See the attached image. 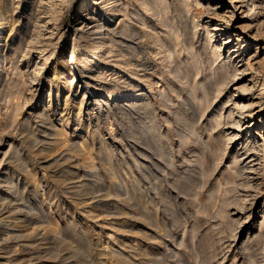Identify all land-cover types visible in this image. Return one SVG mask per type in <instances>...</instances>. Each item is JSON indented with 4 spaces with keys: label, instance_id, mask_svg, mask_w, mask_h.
Listing matches in <instances>:
<instances>
[{
    "label": "bare ground",
    "instance_id": "obj_1",
    "mask_svg": "<svg viewBox=\"0 0 264 264\" xmlns=\"http://www.w3.org/2000/svg\"><path fill=\"white\" fill-rule=\"evenodd\" d=\"M198 7L209 13L203 26ZM47 47L50 53L41 60ZM55 49L56 57L42 72L43 63L49 62ZM263 72L264 0H0V94L13 106L8 126L29 140L38 157L35 165L44 169L68 161L72 152L79 161L88 153L82 138L68 143L65 135L63 124L75 107L77 120L82 114H92L95 107L109 104V108L117 106L120 116L140 114L153 124L155 109H170L177 103L187 112L181 120L189 130L176 133L182 156L198 167L199 177L212 181V190L223 187L218 213L229 217V205L236 200L232 192L237 188L245 191L243 195L251 199L252 206L264 189V133L255 131L262 128L264 132ZM41 80L48 85L47 105L40 104L45 90ZM52 88L56 91L53 105ZM79 90L83 93L77 101ZM224 91L226 99L220 98L218 109H213ZM33 99L21 119H16L23 105ZM255 106L258 108L253 110ZM178 110L173 112L180 113ZM57 111L59 118L50 121ZM206 113L211 114L209 118ZM40 121L46 126L44 131L40 129L42 135L35 128ZM227 128L234 132H225ZM242 129L246 136L232 152L228 168L211 178L224 151ZM18 146H11L6 163L0 165V185L7 190L18 180L16 169L28 174L23 185H35L34 170L24 169L28 156L21 155ZM54 175L61 180L74 178L73 173L64 171ZM77 183L69 186L74 196L78 195ZM261 198L260 231L264 230V195ZM239 208L244 209L237 204L235 214ZM5 217L0 216V222ZM18 217L5 222H18ZM236 236L235 246L245 235L239 234L238 240ZM249 238L240 241L242 252L250 249Z\"/></svg>",
    "mask_w": 264,
    "mask_h": 264
},
{
    "label": "rangeland",
    "instance_id": "obj_2",
    "mask_svg": "<svg viewBox=\"0 0 264 264\" xmlns=\"http://www.w3.org/2000/svg\"><path fill=\"white\" fill-rule=\"evenodd\" d=\"M198 12L199 23L203 26L209 13L204 7H198ZM117 22L116 19L114 23ZM44 53L41 60L50 53L48 47ZM56 53L57 49L49 62L43 63L42 72L52 64ZM40 83L45 88L40 94V104L47 105L48 85L42 80ZM50 93L53 105L55 89ZM82 93L83 90H79L75 100L78 101ZM220 96L212 105L213 109H218L220 98L226 99V92ZM8 99L0 94V165L6 163L11 146L18 144L21 155L28 156L24 169L34 170L36 186L23 185L22 181L28 180L23 169L14 170L19 177L15 178L16 173L13 175L18 180L12 188L7 190L0 185V216L7 217L0 222V255L4 260L0 264H264V230L260 234L261 218L258 217L264 189L251 206L245 191L237 188L232 192L236 200L229 205L232 214L224 217L218 213L223 187L212 190V181L199 177L198 167L183 157L184 152L178 147L176 133L189 131L182 126L181 115L187 112L180 104L175 103L170 109H155L152 113L157 117L155 124L147 122L148 119L142 115L141 118L140 114L130 118L120 116L117 106L109 108V104H101L92 114H82L77 120L75 107L68 115L69 121L59 123L65 127L68 143L82 138L89 154H83V160L79 161L72 152L64 165L54 163L44 169L35 165L38 157L33 154L29 140L20 135L17 128L8 126L13 120L7 118L11 117L13 109ZM34 99L23 105L16 119H21ZM174 109H179L180 113H174ZM57 112L50 121L59 118ZM210 115L206 113L207 118ZM43 124L45 121L35 125L39 135L45 130ZM255 131L264 133L262 128ZM225 132L234 130L227 128ZM245 136L246 131L242 129L238 138L230 142L218 166H213L216 169L211 171V178L228 168L232 152ZM57 171L73 173L74 178L57 179L54 175ZM72 182H79V189H75L78 197L70 191ZM237 204L244 209L239 208L241 211L235 214L233 210ZM10 215H19V221L13 219L12 224L7 225L5 221ZM236 233L237 240L239 234L245 235L237 246L233 241ZM247 237L251 240V250L242 252L240 241Z\"/></svg>",
    "mask_w": 264,
    "mask_h": 264
}]
</instances>
